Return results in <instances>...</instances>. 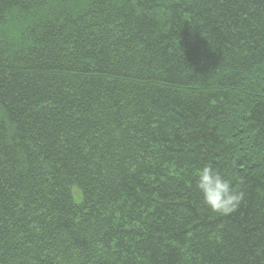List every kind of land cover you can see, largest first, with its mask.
Returning <instances> with one entry per match:
<instances>
[{
    "label": "trees",
    "instance_id": "16d2710c",
    "mask_svg": "<svg viewBox=\"0 0 264 264\" xmlns=\"http://www.w3.org/2000/svg\"><path fill=\"white\" fill-rule=\"evenodd\" d=\"M0 264H264V0H0Z\"/></svg>",
    "mask_w": 264,
    "mask_h": 264
},
{
    "label": "clouds",
    "instance_id": "9594fccd",
    "mask_svg": "<svg viewBox=\"0 0 264 264\" xmlns=\"http://www.w3.org/2000/svg\"><path fill=\"white\" fill-rule=\"evenodd\" d=\"M194 177L195 188L202 197V204L209 211L219 215L236 211L244 193L234 186L231 179L217 171L210 163L195 169Z\"/></svg>",
    "mask_w": 264,
    "mask_h": 264
}]
</instances>
